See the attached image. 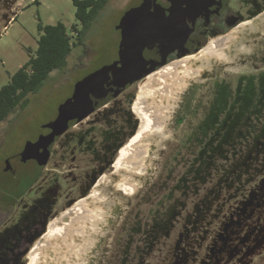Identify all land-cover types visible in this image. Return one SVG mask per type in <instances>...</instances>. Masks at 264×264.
<instances>
[{"label":"flooded vegetation","instance_id":"1","mask_svg":"<svg viewBox=\"0 0 264 264\" xmlns=\"http://www.w3.org/2000/svg\"><path fill=\"white\" fill-rule=\"evenodd\" d=\"M196 2L194 10L177 0L129 7L121 19L137 9L136 16L159 17L162 29H170L167 40H148L142 63L153 70L84 120H71L38 157L8 159L14 175L18 163L25 180L37 171L36 181L44 184L39 191L31 190L32 183L14 195L0 193V264H29L61 211L112 173L119 150L141 129L133 102L156 73L250 22L254 28L238 36L246 52L187 81L164 128L171 142L155 149L152 178L143 191L139 184L137 202L100 248L102 259L95 261L99 239L88 264H234L264 247V0ZM51 133L48 128L32 142ZM66 187L83 194L66 198L68 208L60 211ZM59 257V264H79Z\"/></svg>","mask_w":264,"mask_h":264},{"label":"rangeland","instance_id":"2","mask_svg":"<svg viewBox=\"0 0 264 264\" xmlns=\"http://www.w3.org/2000/svg\"><path fill=\"white\" fill-rule=\"evenodd\" d=\"M140 1L107 0L87 31L84 43L76 42L72 47L65 67L51 72L40 89L28 96V105L23 109L17 108L7 120L0 124V193L14 195L15 191L22 192L32 183V191H39L43 186V179L36 181L39 178L36 177L39 174L37 171L29 176L30 179L25 180L21 164H15L17 174L14 175L8 167V159L26 152V146L33 143L32 141L38 137L39 133L50 128L59 113L60 106L68 101L81 85L94 79L104 67L117 61L120 42L119 23L127 9ZM75 13L76 8L72 0H0V90L37 50L40 37L39 23L46 26L61 22L67 27L72 42L76 41L73 27L78 25L77 28L80 29V25ZM222 73L228 75V72L222 71ZM141 87L138 85L133 88L135 95ZM168 139L170 143L172 136L169 137L164 131L160 143ZM157 157L158 153L149 155V170L139 180V184L143 185L142 191L152 178L157 166ZM105 173L110 174L108 171ZM28 180L30 183L25 182ZM101 190L106 199L103 206L111 207L112 212L101 236L90 241L96 246L101 239L100 247H98L99 254H95V261L103 257L104 252L100 248L107 244L105 242L107 239L116 235L118 226L124 213L130 208L131 202H137L136 194L128 196L125 192L117 191L112 185H104ZM66 192L67 196L62 200L60 211L67 207L64 205L66 198L69 199L70 196L75 199L83 194L80 190H71L70 187H66ZM65 210L61 212L65 213L67 211ZM62 215L58 218L60 219ZM89 231L90 227L87 226L82 233L88 240L91 237ZM234 264H264V247L256 251L255 255L246 257L242 262L234 259Z\"/></svg>","mask_w":264,"mask_h":264},{"label":"bare ground","instance_id":"3","mask_svg":"<svg viewBox=\"0 0 264 264\" xmlns=\"http://www.w3.org/2000/svg\"><path fill=\"white\" fill-rule=\"evenodd\" d=\"M252 27L251 22L240 25L196 56L183 59L150 79L132 105L141 119V129L119 150L112 173L103 175L86 197L77 200L50 226L30 253L29 264H59L62 259L59 255H69L79 264H88L95 247L90 241L101 236L112 212L111 207L103 206L106 199L101 188L112 185L128 196L137 192L141 176L149 170V155H155V149L161 146L160 139L172 106L187 86V81L202 79V74L212 65L230 64L238 53L246 52L247 48L238 36ZM87 226L90 227V240L82 235Z\"/></svg>","mask_w":264,"mask_h":264},{"label":"water","instance_id":"4","mask_svg":"<svg viewBox=\"0 0 264 264\" xmlns=\"http://www.w3.org/2000/svg\"><path fill=\"white\" fill-rule=\"evenodd\" d=\"M153 1L156 0H145L144 7H148ZM177 1L187 3L193 10L197 3V0ZM208 1L206 0V3ZM137 13V9L128 11L119 23L118 29L122 32V38L119 43L118 60L104 67L94 79L81 85L75 94L60 106L56 120L50 125L52 133L39 138L35 143H29L26 152L22 154L23 161L38 157L41 149L47 150L56 136L66 132L71 120H84L121 94L128 84L139 81L153 70L154 66L147 67L142 63L148 40L154 44L163 42L164 37L166 40L170 38V29L166 26V30L162 29L163 22L159 17L147 19L136 16Z\"/></svg>","mask_w":264,"mask_h":264},{"label":"trees","instance_id":"5","mask_svg":"<svg viewBox=\"0 0 264 264\" xmlns=\"http://www.w3.org/2000/svg\"><path fill=\"white\" fill-rule=\"evenodd\" d=\"M76 8V19L80 25L73 27L75 42L68 34L63 23L42 25L39 23L38 47L28 61L14 73L7 85L0 90V124L15 112L17 108H25L28 96L37 92L48 79L51 72L65 67L67 57L76 44H83L85 35L97 18L99 11L107 0H72Z\"/></svg>","mask_w":264,"mask_h":264}]
</instances>
